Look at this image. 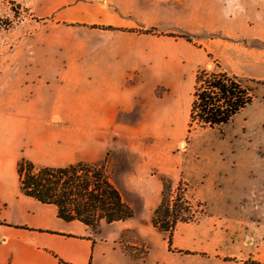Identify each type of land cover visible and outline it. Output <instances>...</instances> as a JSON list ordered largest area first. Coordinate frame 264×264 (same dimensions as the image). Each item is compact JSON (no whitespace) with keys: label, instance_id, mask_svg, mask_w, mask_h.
<instances>
[{"label":"crops","instance_id":"obj_1","mask_svg":"<svg viewBox=\"0 0 264 264\" xmlns=\"http://www.w3.org/2000/svg\"><path fill=\"white\" fill-rule=\"evenodd\" d=\"M208 1L218 0L198 1L199 10L189 16L196 22L179 23L181 9L167 5V0H0V16L11 17L12 4L28 16L0 26V264H264V225L258 226L251 244L240 245L226 260L217 251H205L204 220L179 222L170 250L165 235L140 218L143 212L153 214L161 201L163 185L151 172L150 160L127 170L142 180L133 189L143 196L142 203H131L136 215L105 223L99 232L81 221L60 218L55 204L28 196L20 187L21 157L39 167L101 160L75 158L73 116L106 117L101 126L84 123L85 131L119 128V116L135 111L140 129L168 132L174 129L173 121L185 122L189 111L187 105L179 108L185 99L181 90L193 81L195 68L207 65L208 53L230 73L264 82V0H243L239 10L224 6L221 14L230 21L233 16L243 19L237 38H230L231 25L221 24L220 13L211 11ZM151 27L164 34L220 30L227 38L197 45L134 31ZM159 88L162 94L157 96ZM238 115L243 119L228 164L233 174L243 170L249 194L261 195L264 89L234 117ZM238 147L244 149V158ZM154 165L174 179L167 158L154 160ZM199 175L203 188L219 178L213 172ZM251 201L250 206L264 210V201ZM146 219L151 223V217ZM126 229H135L136 245L147 248L142 259L121 246Z\"/></svg>","mask_w":264,"mask_h":264},{"label":"rangeland","instance_id":"obj_2","mask_svg":"<svg viewBox=\"0 0 264 264\" xmlns=\"http://www.w3.org/2000/svg\"><path fill=\"white\" fill-rule=\"evenodd\" d=\"M198 1L200 0H167V5L181 9L179 23H190L192 20L196 22L189 16L199 10ZM227 4V1L218 0L217 2L208 1L207 6L211 11L217 10L220 13L221 24L224 21L225 24L231 25L230 38L232 36L237 38L238 28L243 19L233 16L230 21L225 12L223 16L221 13ZM11 10V17L0 16V26L14 25L21 18L27 16L13 4ZM212 21L213 24L216 23L215 20ZM219 31L204 30L203 33H192L184 29H177L167 33H186L193 38L195 44L202 45L204 41L213 38H227ZM62 35L66 36L67 34L63 32ZM207 59V65L195 68L194 79L189 87L186 90H181L185 93V99L180 100L179 108L187 105L189 114L194 98V85L198 69L219 70L217 64L219 63L221 69L227 71L213 54L208 53ZM237 76L244 85L254 89L255 96L260 97L264 89V82L258 84L250 81L251 78L243 75ZM161 94L162 89H157L156 95ZM73 118L77 126L75 158H101L94 164H106L108 176L130 205L132 202L142 203L143 196L133 192L134 188L141 185L142 180L127 170L135 165L141 167L150 160L151 162L147 164H151V172L160 179L162 172L154 165V160L167 158V166L173 168L176 174L173 179V188L177 187L180 179L185 180L188 183V197L197 210H203V212L196 213L197 219L188 223L195 224L201 220L205 221L203 226L206 237L203 244L206 252L214 254L217 251L227 260V257L234 254L235 249L237 250L240 245L247 246L258 236V226L264 225V210L250 206L249 202L251 200L256 203L264 201V194H249L248 181L245 179L243 170L233 174L228 164V159L234 155L232 151L236 149L235 141L232 142V140L239 122L243 119L242 115L233 117L226 125L214 128L197 127L191 132L188 131L189 116L182 124L179 123L180 121L179 124L173 121L174 129L168 132L137 128L135 123L139 118V113L136 111L119 116L120 127L110 130L85 131L82 129L84 123H93L97 126L105 124L107 121L105 116L77 115ZM238 148L240 158H244V149ZM210 172L218 175L219 178L215 180L214 184L203 188L199 174ZM151 215L152 210L147 213L143 212L140 216L141 222L152 226L150 220L146 219L147 217L150 219ZM103 225L105 222L97 232L101 231ZM153 230L158 233L156 228ZM137 243L138 233L135 229L123 231L121 246L133 257L140 255L144 248L137 246ZM252 262L254 261L247 260L246 264Z\"/></svg>","mask_w":264,"mask_h":264},{"label":"trees","instance_id":"obj_3","mask_svg":"<svg viewBox=\"0 0 264 264\" xmlns=\"http://www.w3.org/2000/svg\"><path fill=\"white\" fill-rule=\"evenodd\" d=\"M108 28L116 29L112 26ZM134 31L164 34L157 27ZM164 35L193 42V38L186 33ZM217 64L219 70L200 68L196 73L189 132L197 127L214 128L227 124L255 98L251 86L244 85L239 76L228 73ZM250 81L263 83L254 79ZM17 170L22 192L43 203L55 204L59 217L66 221L78 220L98 231L103 222L125 221L136 215L133 206L124 199L108 176L106 164L78 161L64 167H39L32 160L21 157ZM160 180L163 185L161 201L153 211L151 224L165 235L169 249L174 250L173 236L177 224L193 222L198 218L196 213L203 210H197L188 197V183L185 180L180 179L175 189L173 178L169 175L161 173ZM147 253V248H143L135 258L142 259Z\"/></svg>","mask_w":264,"mask_h":264},{"label":"clouds","instance_id":"obj_4","mask_svg":"<svg viewBox=\"0 0 264 264\" xmlns=\"http://www.w3.org/2000/svg\"><path fill=\"white\" fill-rule=\"evenodd\" d=\"M228 4L235 6L238 10L243 8V0H228Z\"/></svg>","mask_w":264,"mask_h":264}]
</instances>
